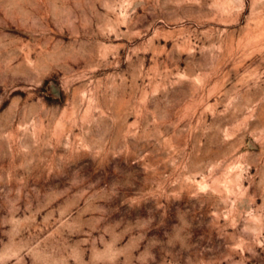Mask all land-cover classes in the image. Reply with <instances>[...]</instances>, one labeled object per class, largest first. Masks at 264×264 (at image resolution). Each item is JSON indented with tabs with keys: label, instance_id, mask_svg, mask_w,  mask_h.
<instances>
[{
	"label": "rangeland",
	"instance_id": "374dc122",
	"mask_svg": "<svg viewBox=\"0 0 264 264\" xmlns=\"http://www.w3.org/2000/svg\"><path fill=\"white\" fill-rule=\"evenodd\" d=\"M0 264H264V0H0Z\"/></svg>",
	"mask_w": 264,
	"mask_h": 264
}]
</instances>
